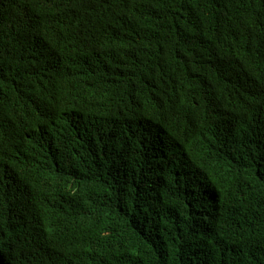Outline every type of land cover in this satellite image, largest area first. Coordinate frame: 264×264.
Segmentation results:
<instances>
[{
	"label": "trees",
	"instance_id": "16d2710c",
	"mask_svg": "<svg viewBox=\"0 0 264 264\" xmlns=\"http://www.w3.org/2000/svg\"><path fill=\"white\" fill-rule=\"evenodd\" d=\"M0 264H264V0H0Z\"/></svg>",
	"mask_w": 264,
	"mask_h": 264
},
{
	"label": "clouds",
	"instance_id": "9594fccd",
	"mask_svg": "<svg viewBox=\"0 0 264 264\" xmlns=\"http://www.w3.org/2000/svg\"><path fill=\"white\" fill-rule=\"evenodd\" d=\"M185 148H183V150H184Z\"/></svg>",
	"mask_w": 264,
	"mask_h": 264
}]
</instances>
